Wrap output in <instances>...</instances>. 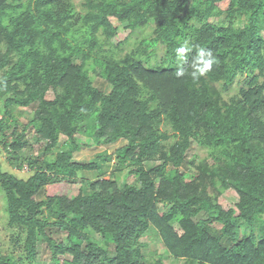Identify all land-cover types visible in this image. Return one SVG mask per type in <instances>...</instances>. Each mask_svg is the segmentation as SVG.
Wrapping results in <instances>:
<instances>
[{
    "label": "trees",
    "instance_id": "16d2710c",
    "mask_svg": "<svg viewBox=\"0 0 264 264\" xmlns=\"http://www.w3.org/2000/svg\"><path fill=\"white\" fill-rule=\"evenodd\" d=\"M81 1L0 0V156L21 161L13 171L0 158V206L11 229L0 264H39V236L54 260L68 256L71 264H166V255L174 264H264V0H228L220 19L212 14L222 0ZM118 7L140 17L133 31L154 26V38L124 55L108 40ZM193 30L198 37L189 41ZM184 43L193 51L177 78L175 49ZM199 47L217 63L194 80ZM236 83L228 102L223 94ZM63 115L69 141L54 156ZM94 116L101 128L126 126L127 144L77 161V136ZM30 128L46 142L43 159L10 149L28 144ZM194 146L206 155L187 165ZM117 158L110 178L92 184ZM170 169L175 178L164 181ZM56 171L81 176L79 193L40 201ZM230 191L238 202L224 207ZM179 209L187 210L181 219ZM145 233L163 253L144 255Z\"/></svg>",
    "mask_w": 264,
    "mask_h": 264
},
{
    "label": "rangeland",
    "instance_id": "374dc122",
    "mask_svg": "<svg viewBox=\"0 0 264 264\" xmlns=\"http://www.w3.org/2000/svg\"><path fill=\"white\" fill-rule=\"evenodd\" d=\"M26 1V0H25ZM79 4H81V0H76ZM228 5V0H222L220 3L216 4L213 9V17L220 19V12L222 10H225ZM80 7V6H79ZM140 17L132 12L126 13V8L124 7H118L115 10L114 16L111 18V21L114 25L113 31L110 33L108 40L112 41L114 47H118L122 45L121 47L124 48V51L122 55L131 52L139 42L144 40L145 38H154V26L150 25L147 27H143L142 29H138L136 31H133L130 27L134 24H136L139 21ZM218 22L217 20H215ZM198 31L193 30L190 31L187 35V38L189 41H195L198 37ZM155 57L158 62H162L165 60V45L161 42L155 49ZM155 62V61H153ZM1 77V76H0ZM94 83L96 87L101 89L103 92L108 93L111 88L105 82L103 79L99 77H94ZM242 84L236 83L232 86L231 90L227 93H224L223 96L226 101L230 102L238 93L241 88ZM48 98L52 99L53 94L49 93ZM20 111H26V113H30L32 108H20ZM2 115V110H0V116ZM62 127H61V137H60V146L55 150L54 156H56L59 152H62L64 147L62 145L66 144L69 141V135H68V128L66 123V116H62ZM97 116L93 117L91 120L86 122L85 128L86 130L84 132H81L80 135H78L76 141L77 144L80 146H83L78 153H76V160L77 161H94L97 159L98 156L102 155H110L116 152L117 150L121 149L127 144V138H124L121 136V132L126 130V126L119 124L117 122L112 121H104L102 122V125H105L103 128L100 127L101 124H98ZM22 128L19 130L21 131ZM0 136H2V133L0 132ZM116 137V138H115ZM25 139L28 142V144H15L12 143L10 145V149L13 151H17L20 153H26L29 152L31 156L40 155L41 159L45 158L46 156L43 155L44 148L46 146V142L43 140H40L38 138V135L36 131L33 128H30L25 133ZM32 145V146H31ZM2 150H4L2 148ZM206 153L203 152L199 147L194 146L193 150L189 152V156L187 159V165L192 164L195 162L198 158L205 156ZM178 156V155H177ZM2 160L5 161H12L8 165L11 167L13 171H16L17 167L14 166L12 163L17 162L20 164V159L16 160V157L9 154L8 152L4 151V153L0 156ZM120 160L117 158L115 159L109 166H105L103 168V172L105 176L102 179H96L93 180L92 184H98L101 183L102 180H108L110 178V174L114 172V170L119 166ZM186 164L183 166V168H186ZM7 169V167H6ZM27 172L28 170L25 169ZM127 170L123 172L122 175H126ZM56 177V183L48 185L43 189L41 194L39 195L38 199L40 201H44L50 196H66L70 194H78L79 189L82 186V183L80 182L81 176H78V179H74V177H71L70 174H65L62 171H56L54 172ZM78 175H81L78 173ZM175 178V170L170 169L166 172L164 176V181H170ZM129 182L133 185L138 183V176H132L129 178ZM221 203L224 207L232 206L235 207V205L238 202L237 196L230 192H226L221 197ZM202 204H198L196 207H200ZM5 203L2 202L0 206V250H7V248L10 247V238H9V232L11 229L7 226L8 218L7 214H5ZM162 211V210H161ZM187 213L186 209H179V216L178 219H181L183 215ZM65 237L64 235L60 234H54L53 238L61 241ZM100 239V236L97 237ZM144 244H146L145 247H143V253L144 255H151L152 253H163V247L159 244V242L155 239V236H153L151 233H145L141 239ZM39 242H40V250H39V264H71V259L68 256H60L57 260L53 259V254L51 250L48 248L46 243L43 242V238L39 236ZM157 254V255H158ZM165 263L166 264H174L175 262L170 258V256H165Z\"/></svg>",
    "mask_w": 264,
    "mask_h": 264
},
{
    "label": "clouds",
    "instance_id": "9594fccd",
    "mask_svg": "<svg viewBox=\"0 0 264 264\" xmlns=\"http://www.w3.org/2000/svg\"><path fill=\"white\" fill-rule=\"evenodd\" d=\"M193 48L184 43L180 47L175 49L178 64L176 66L175 76L177 78L184 77L186 75L185 64L188 63L189 55L192 53ZM217 63V58L214 56L210 49L199 47L190 64L191 76L194 80H198L201 76L205 75L213 69V66Z\"/></svg>",
    "mask_w": 264,
    "mask_h": 264
}]
</instances>
